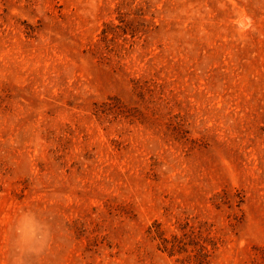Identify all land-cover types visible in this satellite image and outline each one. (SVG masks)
I'll return each instance as SVG.
<instances>
[{
  "label": "rangeland",
  "instance_id": "1",
  "mask_svg": "<svg viewBox=\"0 0 264 264\" xmlns=\"http://www.w3.org/2000/svg\"><path fill=\"white\" fill-rule=\"evenodd\" d=\"M0 264H264V0H0Z\"/></svg>",
  "mask_w": 264,
  "mask_h": 264
}]
</instances>
